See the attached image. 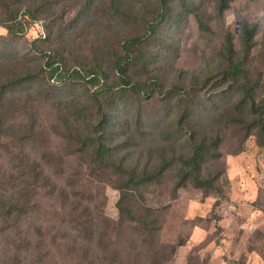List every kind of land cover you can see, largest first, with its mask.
<instances>
[{"label":"rangeland","instance_id":"obj_1","mask_svg":"<svg viewBox=\"0 0 264 264\" xmlns=\"http://www.w3.org/2000/svg\"><path fill=\"white\" fill-rule=\"evenodd\" d=\"M185 3L170 2L172 12L145 42L148 64L132 68L126 87L111 54L125 38L143 32L147 10H158L160 0H0V21L14 19L9 24L17 31L9 34L0 25V194L11 198L27 184L37 193L34 200L51 198L55 206L46 215L56 233L66 179L78 169L85 181L91 179L88 164L80 168L89 157L76 153L79 145L70 134L96 130L100 100L109 104L104 131L113 160L137 175L167 165L163 177L130 191L131 207L145 227L126 224L124 240H138L141 250L155 240L152 253L167 264H264V148L255 131L246 137L233 122L240 93L220 70L227 35H234L241 52L243 26H257L247 67L254 83L264 85V0H229L223 12L219 0ZM192 8L204 14L209 31H202ZM50 60L61 66L59 75L51 77ZM79 67H99L100 84L67 77ZM9 81L13 85L1 95ZM102 88L110 90L104 97ZM204 135L220 136L225 163L209 195L192 182L177 188L179 158L190 154L193 138ZM66 155L63 172L60 157ZM220 171L212 160L199 169L205 177ZM118 176L103 170L91 176V191L114 221L120 217ZM5 225L0 214V262L12 264L14 252L2 241Z\"/></svg>","mask_w":264,"mask_h":264},{"label":"trees","instance_id":"obj_2","mask_svg":"<svg viewBox=\"0 0 264 264\" xmlns=\"http://www.w3.org/2000/svg\"><path fill=\"white\" fill-rule=\"evenodd\" d=\"M171 1L160 0L158 10L149 8L147 11H150V18H145L143 21V32L125 38L121 49L114 50L111 54L113 68L126 87L132 84L130 78L132 68H143L148 64L149 54L145 42L165 21L167 12H172ZM228 2L229 0H219L221 12L228 8ZM178 3L186 6L185 0H178ZM192 9L202 31H209L210 27L204 14L197 8ZM115 10L117 14L124 17L125 13L121 12L119 7H115ZM13 21L14 19L0 21V25L4 26L9 34H16L17 31L9 24ZM256 30L257 26L252 28L243 26L241 52L236 49L234 35L232 33L227 35L220 70L224 81L240 93L239 114L232 117L233 122L239 123L245 129L246 137L255 131V134L259 135V145L264 148V85L254 83L247 67L248 55L254 45ZM56 64L57 62L51 60L48 63L52 69L51 77L59 75L62 71L61 66H56ZM66 74L74 80H86L93 86L100 84L99 67H91L89 70L79 67L67 71ZM153 81V85L159 84V80L155 77ZM12 85L11 81L5 83L1 88V95H4ZM138 86L141 84L136 86L141 92ZM109 92V89L102 88L99 95L104 97ZM259 97L260 100H258ZM108 107L109 104L97 101V112L99 116H102V121L96 125V130H87L84 134H70L69 140L79 145L76 153L89 157L88 161L80 163V168L88 164L91 179L85 181L82 177V170L79 169L73 176L66 179L62 193L58 197V207L55 210L62 214V221L56 233L55 229L49 226L46 215L52 212L49 210L55 206L51 198L34 200L37 193L27 184L15 191L16 194L11 198L0 194V214L6 222L1 234H8L2 241L9 252H14L12 264H167L164 258L159 259L157 253H152L156 244L155 240H150L147 248L143 247L142 250L138 240H124L126 224L141 228L143 225L136 211L131 207L130 191L137 189L138 185L163 177L167 165L156 167L151 170L152 172L146 170L141 175H137L136 171L124 161L113 160L110 156L112 148L108 145V133L104 131V125L110 113L106 110ZM246 108L251 113L250 117L247 116ZM221 140L220 136L209 137L207 135L201 139L193 138V148L190 154L179 158L182 166L178 171L181 178L177 188L186 187L189 182H192L195 187L203 189L206 195L216 190V181L222 176L225 168V163L222 161L223 154L219 150ZM65 157L67 155L60 157L63 172L65 171V163H63ZM210 160L216 162L221 171L215 176L205 177L199 173V169L202 163ZM97 170L120 175L118 176L120 179L114 184V187L121 193L118 202L120 217L117 221L105 216L103 203L99 202L97 194L91 191L93 186L96 187L91 176ZM34 212H37L38 216ZM101 218H104V221H101ZM52 250L56 252V258ZM24 253L27 256H24ZM6 264H11V260Z\"/></svg>","mask_w":264,"mask_h":264}]
</instances>
